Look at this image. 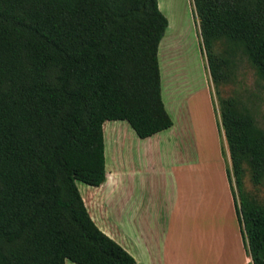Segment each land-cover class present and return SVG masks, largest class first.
Here are the masks:
<instances>
[{"label":"trees","instance_id":"16d2710c","mask_svg":"<svg viewBox=\"0 0 264 264\" xmlns=\"http://www.w3.org/2000/svg\"><path fill=\"white\" fill-rule=\"evenodd\" d=\"M212 82L239 58L264 90V0H193ZM158 0H0V264H134L91 218L76 182L106 180L105 121L145 139L173 121L162 99ZM219 123L251 264H264V117L234 97ZM238 195L234 191V183ZM238 196V198H237Z\"/></svg>","mask_w":264,"mask_h":264},{"label":"rangeland","instance_id":"374dc122","mask_svg":"<svg viewBox=\"0 0 264 264\" xmlns=\"http://www.w3.org/2000/svg\"><path fill=\"white\" fill-rule=\"evenodd\" d=\"M158 6L168 19L158 58L162 99L173 125L158 133L160 149L153 158L143 139L126 121H108L107 125H115V131L105 134L107 180L100 189L79 181L76 185L82 197H88V191H93L94 205L87 209L90 216L119 241H123L127 231L126 211L143 205L146 209L166 212L173 202L174 208L180 211L173 217L178 230L185 225L193 228L195 218L197 240L195 244L191 240L189 245L190 258L193 264H203L204 231L229 226L228 214H233L227 205L230 192L225 185V168L231 163L219 123L222 101L234 97L241 105L251 107L258 118H263L264 90H258L254 66L243 57L238 59L235 74L229 81L212 82L201 48L193 0H158ZM121 155L132 158L135 173L131 175L132 180L128 177V182L123 177L120 189L112 192L108 184L117 180L116 160ZM182 162L195 163V167L186 174L175 171L174 176L171 168ZM150 181L154 182L149 190ZM244 188L264 204V184L254 185L249 173L244 177ZM234 191L238 195L235 183ZM182 238V245L188 247ZM65 264L77 263L66 259Z\"/></svg>","mask_w":264,"mask_h":264},{"label":"crops","instance_id":"0c3cea01","mask_svg":"<svg viewBox=\"0 0 264 264\" xmlns=\"http://www.w3.org/2000/svg\"><path fill=\"white\" fill-rule=\"evenodd\" d=\"M107 123L108 121L103 123L104 153L106 146V131L110 135L115 131V125H107ZM157 136L158 133L143 139L153 158L156 157V154L159 153L160 149ZM116 144L118 145V141ZM110 145L113 146V143ZM119 153H121L120 149ZM116 166L118 168L117 180L112 183L110 182L111 184H108V188L112 192H115L118 188L120 189L122 182H124L122 180L123 177H126V181L128 182V177L130 176V180H132L133 173H135V166L132 158L129 155L126 157L121 155V157H119V161L116 160ZM121 167H123V171H121ZM194 167L195 163L182 162L176 166H173L171 171L175 176V171L180 170L186 174V172L193 170ZM153 182L154 181L149 182V190L152 189ZM102 184L98 187H91H94V189H100ZM225 185L227 190L229 188L230 192L227 205H229L230 209L233 210V214H228V216L230 215V225L227 227L223 226L222 228L211 230L209 232L203 230L204 234L201 237V239H204L203 244L205 246L203 264H251V258L249 257L242 240L240 225L234 210L233 199L227 177ZM94 195L95 194H93V191L89 190L88 197H82L87 209L90 208L91 205H94L93 202H91ZM176 212L178 214L180 211L178 212L174 208L173 202L169 204L166 212H164V210L161 211L157 209H146L143 207V205L140 207V209H131L126 211V220L124 223L126 227L125 229L127 231L125 232L123 241H119L107 229L97 224L96 225L116 242H119V244L134 257V264H193L191 261L192 259L190 258L189 245L191 240L194 244L197 240L195 218L193 228H191V226L186 227L185 225L183 228L178 230L176 225L173 223V217ZM183 212L186 213L185 210ZM160 215L162 219H160ZM94 216L95 215H93V217ZM181 237H183L182 239L188 243V247L182 245Z\"/></svg>","mask_w":264,"mask_h":264}]
</instances>
